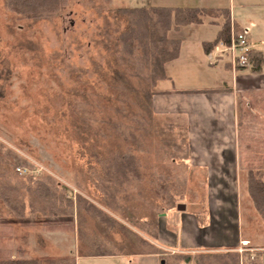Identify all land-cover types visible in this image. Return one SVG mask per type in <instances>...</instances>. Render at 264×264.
I'll use <instances>...</instances> for the list:
<instances>
[{
    "label": "rangeland",
    "instance_id": "obj_1",
    "mask_svg": "<svg viewBox=\"0 0 264 264\" xmlns=\"http://www.w3.org/2000/svg\"><path fill=\"white\" fill-rule=\"evenodd\" d=\"M247 1L251 4L252 0ZM214 2L230 7L240 0ZM117 6L122 5L115 6L111 0H66L54 16L36 20L22 18L0 0V151L11 155L16 168L26 165L30 174L53 175L69 188L68 196L87 199L125 226L108 229L109 225L91 217L89 227L98 241L112 238L117 241L116 250L140 252L148 250V237L155 232L150 221L169 211L155 209L160 201L154 197V188L165 182L162 175L179 180L192 173L167 159L170 156L157 135L164 124L160 116L154 113L152 123L143 127L146 137L138 138L137 118L126 114L138 110L143 81L130 72L133 65L119 57L117 39L127 22L116 12ZM216 30L217 25L209 22L195 30H182L185 53L194 35L210 39ZM169 35L180 36L177 30ZM184 65L180 60L167 67L183 83L186 74L179 69ZM171 85L169 81L159 86ZM260 140L251 138L249 145L263 151L264 139ZM127 148H134L143 166L116 178L118 193L112 183L102 184L105 167L99 159ZM248 156L251 162L257 159L264 166V152ZM114 164L110 166L116 171ZM247 172L243 171L244 195L250 202L245 187ZM204 188L187 186L179 203L188 193L199 196ZM109 195L121 211L106 206L103 199Z\"/></svg>",
    "mask_w": 264,
    "mask_h": 264
},
{
    "label": "crops",
    "instance_id": "obj_2",
    "mask_svg": "<svg viewBox=\"0 0 264 264\" xmlns=\"http://www.w3.org/2000/svg\"><path fill=\"white\" fill-rule=\"evenodd\" d=\"M135 1L139 4H134ZM214 1L219 0H134L131 4L128 0H111L115 6L122 5L117 6L119 8H226L235 29L250 28L252 48L262 58V63L260 68L253 66L252 70L240 71L233 69L226 60L212 65L207 59L205 43L217 39L222 18H205L201 24L217 25L215 36L203 39L194 35L186 53L182 30H195L201 24L184 26L178 31L182 41L180 55L170 64L184 62L179 70L185 72L186 82L168 72V63L169 78L158 82L156 87L161 92L153 96L155 115L160 116L163 123H172L176 129H183L190 153L185 168L192 173L187 186H205L203 193L196 197L188 193L178 207L160 214L154 234L148 237V250L140 252L82 254L76 215L0 216V260L67 259L74 264H164L168 253L191 254L193 257L201 253H234L239 256V264L244 261L264 264V222L253 206L247 183L245 187L250 202L245 198L243 180L244 170L264 169L260 165L262 162L257 159L251 162L248 156L264 152L249 145L251 138H261L260 142L264 139V0H252L251 4L240 0L239 4L230 7ZM176 72L177 69L172 71L174 75ZM169 81L172 82L170 87L159 86L160 82ZM107 239V246L117 242ZM246 253L251 256L248 260H245ZM189 264H196V261L193 259Z\"/></svg>",
    "mask_w": 264,
    "mask_h": 264
},
{
    "label": "trees",
    "instance_id": "obj_3",
    "mask_svg": "<svg viewBox=\"0 0 264 264\" xmlns=\"http://www.w3.org/2000/svg\"><path fill=\"white\" fill-rule=\"evenodd\" d=\"M66 0H5L8 8L19 14L22 18L44 19L54 16ZM126 19V28L119 34L117 46L119 57L125 64H132L130 71L142 79V92L138 95V110L126 112L134 116L139 128L138 138H145V124L152 123L153 96L161 91L156 86L159 81L169 78L166 65L179 57L182 41L180 36H170L171 31H179L190 24H201L205 18L216 20L222 18L223 22L217 39L205 43L206 56L220 41L228 42L231 35L230 11L226 8H207L200 6H149V7H120L116 11ZM211 18V19H210ZM235 28V27H234ZM237 31L242 28L235 29ZM254 66L260 68L262 58L254 52ZM138 64H136V63ZM153 119V118H152ZM141 126V127H140ZM152 127V126H151ZM144 129L142 132L141 130ZM153 129V128H152ZM160 132H156L163 140L164 151L170 156L167 159L178 164L186 170L185 160L189 158V145L183 129H176L172 123H164ZM155 130V127H154ZM158 131V129L156 130ZM176 131L178 134L176 135ZM141 132V133H140ZM133 133V132H132ZM143 133V134H142ZM134 135V133H133ZM134 149V148H132ZM127 148L114 156L100 158L103 164V185L112 183L120 192V185L116 178L128 176L136 172L143 165L142 160ZM138 149V148H137ZM178 161H180L178 163ZM115 163V164H114ZM114 164L116 171L111 169ZM15 163L11 155L0 151V216L1 217H41V216H77L78 233L82 254L108 255L126 252L124 248L116 250L118 244L106 245L105 241H98L89 227L92 217L102 225L115 228L123 227L113 217L96 207L87 199L77 196H68L69 188L56 177L48 173L19 174L15 170ZM117 175V176H116ZM165 182L154 188V197L159 199L158 210L178 207L185 196L188 177L181 175L175 179L162 175ZM119 178V179H120ZM123 178V177H122ZM248 192L253 206L264 222V171L262 169H249L247 172ZM157 188V189H156ZM153 196V195H152ZM106 206L121 211L114 197L103 199ZM154 209V210H155ZM91 220V219H90ZM155 225L156 221H150ZM110 223V224H108ZM154 233H151L153 235ZM94 243V244H93ZM94 245L96 247H94ZM246 259L251 258L247 253ZM164 264H189L194 259L196 264H239V256L234 253H201L193 257L191 254L172 253L166 255ZM74 264L67 259L41 261L28 260H0V264ZM244 264H259L255 261H244Z\"/></svg>",
    "mask_w": 264,
    "mask_h": 264
},
{
    "label": "built area",
    "instance_id": "obj_4",
    "mask_svg": "<svg viewBox=\"0 0 264 264\" xmlns=\"http://www.w3.org/2000/svg\"><path fill=\"white\" fill-rule=\"evenodd\" d=\"M231 27L229 41H220L215 48L207 54L209 63L216 65L226 60L235 70L253 67L254 50L249 39L250 28L243 27L242 30L236 31L234 25ZM16 170L19 174L30 173L26 165H20Z\"/></svg>",
    "mask_w": 264,
    "mask_h": 264
}]
</instances>
